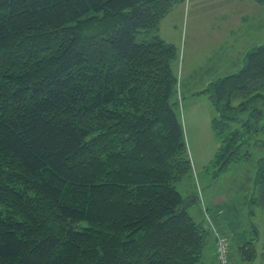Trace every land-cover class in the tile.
I'll list each match as a JSON object with an SVG mask.
<instances>
[{
  "label": "trees",
  "instance_id": "1",
  "mask_svg": "<svg viewBox=\"0 0 264 264\" xmlns=\"http://www.w3.org/2000/svg\"><path fill=\"white\" fill-rule=\"evenodd\" d=\"M186 1L0 0V264L201 263L208 231L177 187L193 172L178 50L159 35ZM208 86L221 141L212 175L251 163L244 208L256 214L264 44ZM254 224L250 240L237 233L247 262L259 255Z\"/></svg>",
  "mask_w": 264,
  "mask_h": 264
},
{
  "label": "rangeland",
  "instance_id": "2",
  "mask_svg": "<svg viewBox=\"0 0 264 264\" xmlns=\"http://www.w3.org/2000/svg\"><path fill=\"white\" fill-rule=\"evenodd\" d=\"M189 1L184 3L181 19L177 18L171 11L163 26L167 37L174 39L176 44V38L179 41L176 46L178 55L173 61V66L176 62L179 69L175 74L179 81L178 111L184 125L186 142L193 165L192 174L179 182L177 187L183 193L193 190V184L208 193L224 190L231 193L235 189L233 186L238 185L242 186L241 190L238 191V198L248 197L244 188L247 187L248 189L253 186L254 168L251 163L233 165L227 172L218 177L212 175V162L220 149L221 141L213 126L215 108L210 95L205 90L209 87L210 80L214 79L210 74L213 68L217 72L228 71L231 68L228 54L232 48L226 46V42L231 41L226 34L227 30H234L235 26L241 25L240 32L242 34L243 26H251L253 31L251 30L247 37L257 38L258 41L264 39V4L252 0H227V4L222 0ZM199 5L202 7L199 12L203 11L201 14L203 23L199 24V18L196 23L199 24L200 29H203L204 36L202 39L200 36L197 37L195 43H192L193 28L196 24L191 19L196 17L199 12L190 10L198 8ZM224 15L228 19L229 26L223 21ZM244 16L246 20L240 21L241 19H238L240 17L245 18ZM175 22L179 23L177 28H173ZM262 35L263 37H261ZM183 67L184 76L181 77ZM181 93L184 96H181ZM256 151H253L254 158H258L257 155L261 153L258 149ZM259 210L256 214H250L248 208L241 206L239 217L243 222L245 221V226L251 227L253 222L262 225L259 228V247L257 249L261 253L264 243V210ZM217 234V237L224 235ZM231 249L232 246H230Z\"/></svg>",
  "mask_w": 264,
  "mask_h": 264
},
{
  "label": "crops",
  "instance_id": "3",
  "mask_svg": "<svg viewBox=\"0 0 264 264\" xmlns=\"http://www.w3.org/2000/svg\"><path fill=\"white\" fill-rule=\"evenodd\" d=\"M241 1H246V0H241ZM191 2V0L189 1ZM188 2V3H189ZM222 2L227 4V0H222ZM185 2L182 3H178L172 10L171 13H174V15H176L177 18L181 19L182 18V12H183V7ZM200 4V3H199ZM191 7V6H190ZM176 9V10H175ZM202 10V7L199 5L198 8H194L193 10L190 11H198ZM203 13V11H200L196 17H193L191 19V21L196 24V26L193 28V41L192 43H195V39L197 37L200 36V38H203V29H200V27L198 26L199 24L203 23V18L201 16V14ZM169 15H167L160 24V29H159V35L160 37L165 40L167 43L170 44H174L175 46H177V44H179L178 39L176 38V42L177 44L173 41L174 39H171L170 37H167L168 35H166V32L163 29L164 24L166 23V19ZM226 15H224L223 17V21L224 23H228V19L227 17H225ZM245 17V16H244ZM199 18V24L197 25V20ZM240 21H244L245 18H238ZM253 20V19H252ZM251 20V23H252ZM215 21V20H213ZM179 26L178 22H175L173 25V28H177ZM240 28L241 25H237L234 27V30L229 29L226 31V34L228 35V37H230L231 41L226 42V46H230L232 48V51H230V53L228 54V61L230 62V69L228 71H219L217 72V70H215L214 68L211 71V76L214 77V79H211L210 82L208 83V85L212 82H214L215 80L219 79V78H223L224 76L230 75L232 73L237 72L238 70L241 69V67L243 66L244 60H245V56L248 53V51H250L251 49L262 45L263 40L258 41L257 38L253 39L250 37H247L248 34L250 33V31H253V28H251V26H243V33L241 34L240 32ZM246 36H245V35ZM234 37V38H232ZM263 37V35L261 36ZM172 38H175V36ZM178 50V48H177ZM218 56H220V54H218ZM173 71L176 74L177 71H179L176 62L174 63L173 66ZM184 72V67L182 69V75L181 77L184 76L183 74ZM181 96H184L183 93H181ZM242 186H238L235 185L233 186L234 191L231 193H227L226 190L224 191H216L213 193H208L205 192L203 189L197 188L196 186H194L193 184V190L189 191V192H182V195L184 196V198L190 200V198L195 197L196 196V202L198 201V203H194L192 206H190L188 208V211L190 213V215L199 223H201L202 225L205 226V228L208 231V238H207V242H206V247L203 253V257H202V261L200 264H218L217 260H216V256H215V245H216V241H217V233L219 234H225L230 242H231V246H232V241L234 243V247L232 246V258H233V264H264V260H263V256H262V251H263V247L261 248V253L258 252V257L253 261V262H247L245 260H243L241 258V256L238 254V252L236 251L238 244L241 242H243V240H241V238L239 239V235L237 233H241V236H244V233L246 235L247 238H244L245 240H250L251 238V233L248 231L247 229H251V227H247L244 228L243 226V230L240 229L237 233H236V228L238 227L239 223H238V216L240 215L239 213V209L240 207H245L244 205H246V202H244L245 197L242 198H238V194H239V190H241ZM199 196V200L197 199ZM242 201H241V200ZM260 211V210H259ZM258 213V210H257ZM255 222L251 223L252 226L255 225ZM262 227V225L260 224V228ZM253 229V227H252ZM256 247L258 249V241H255ZM264 244V243H263Z\"/></svg>",
  "mask_w": 264,
  "mask_h": 264
},
{
  "label": "built area",
  "instance_id": "4",
  "mask_svg": "<svg viewBox=\"0 0 264 264\" xmlns=\"http://www.w3.org/2000/svg\"><path fill=\"white\" fill-rule=\"evenodd\" d=\"M230 242L224 236H219L216 242L215 253L218 264H233Z\"/></svg>",
  "mask_w": 264,
  "mask_h": 264
},
{
  "label": "water",
  "instance_id": "5",
  "mask_svg": "<svg viewBox=\"0 0 264 264\" xmlns=\"http://www.w3.org/2000/svg\"><path fill=\"white\" fill-rule=\"evenodd\" d=\"M194 203H196V197H192V198H190V200H188V201L184 204V208H189V207L192 206Z\"/></svg>",
  "mask_w": 264,
  "mask_h": 264
}]
</instances>
